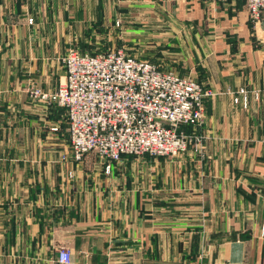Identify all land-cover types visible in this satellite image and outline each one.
I'll return each mask as SVG.
<instances>
[{
	"label": "crops",
	"instance_id": "1",
	"mask_svg": "<svg viewBox=\"0 0 264 264\" xmlns=\"http://www.w3.org/2000/svg\"><path fill=\"white\" fill-rule=\"evenodd\" d=\"M100 35L217 92L184 127L199 145L110 172L72 159L64 113L31 88L56 89L61 57ZM62 248L72 264H264V25L245 0H0V264H61Z\"/></svg>",
	"mask_w": 264,
	"mask_h": 264
},
{
	"label": "built area",
	"instance_id": "2",
	"mask_svg": "<svg viewBox=\"0 0 264 264\" xmlns=\"http://www.w3.org/2000/svg\"><path fill=\"white\" fill-rule=\"evenodd\" d=\"M228 1V0H217ZM250 18L264 25V0H245ZM120 25V21L117 22ZM64 81L47 91L31 88L34 100L64 110L72 159L96 154L110 172L127 156H177L201 139L184 127L205 120V99L217 92L172 67H161L124 47L95 52L70 48L61 57ZM249 91L240 87L234 102L249 105ZM259 91H254L257 98ZM60 132L59 125L51 126ZM61 264H72L69 248L59 251Z\"/></svg>",
	"mask_w": 264,
	"mask_h": 264
},
{
	"label": "rangeland",
	"instance_id": "3",
	"mask_svg": "<svg viewBox=\"0 0 264 264\" xmlns=\"http://www.w3.org/2000/svg\"><path fill=\"white\" fill-rule=\"evenodd\" d=\"M92 41L93 42H91V44L94 46V49L100 48L101 50H105V49H108L110 47H121V45H119V44L123 43V40L121 38H118V37L113 38V39L107 38L106 40H104V39H102L101 35H100V38L93 39ZM107 42H108V44H110V46H108ZM104 46H106V47H104ZM65 133H66V137L68 138V133L66 132V130H65Z\"/></svg>",
	"mask_w": 264,
	"mask_h": 264
},
{
	"label": "trees",
	"instance_id": "4",
	"mask_svg": "<svg viewBox=\"0 0 264 264\" xmlns=\"http://www.w3.org/2000/svg\"><path fill=\"white\" fill-rule=\"evenodd\" d=\"M62 113H64V110L61 108V110H60Z\"/></svg>",
	"mask_w": 264,
	"mask_h": 264
}]
</instances>
